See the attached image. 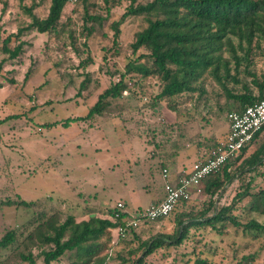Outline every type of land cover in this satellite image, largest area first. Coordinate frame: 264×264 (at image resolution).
<instances>
[{
    "label": "rangeland",
    "instance_id": "obj_1",
    "mask_svg": "<svg viewBox=\"0 0 264 264\" xmlns=\"http://www.w3.org/2000/svg\"><path fill=\"white\" fill-rule=\"evenodd\" d=\"M79 1H72L65 8L60 22L65 27L55 37L35 31L26 33L22 37L27 44L23 54L3 64L0 76V238L14 229L20 243L35 227L39 213L48 214L57 208L61 215L64 210L79 217L85 207L121 203V209L134 214L139 207H148L160 192L162 171L156 173V168L152 169L150 163L155 159L151 157L160 160V155L174 152L180 142L187 146L182 152L202 154L204 148L209 150L215 141L226 136V114L235 108L209 75L200 81L205 95L183 93L155 103L154 97L162 87L159 79L130 73L126 77L129 90L121 99L106 100L104 110L89 120L61 124L66 118L85 116L98 95L125 72L128 60L145 52L140 50L132 55L130 47L135 33L146 25L141 17L128 18L121 25L119 41L113 46L110 24L119 19L128 0H111L115 4L108 14L104 0H90L95 4L91 13L103 18L108 16L102 26L95 24L90 37L86 36L85 27L91 23H84ZM148 1L138 0L140 4ZM46 7L47 4L37 14L43 16ZM28 20L15 1L0 0V47L9 32L25 26ZM14 45L8 46L13 48ZM261 46L254 49L250 68L258 72L264 71V44ZM224 56L228 57V52ZM6 57L0 52V61ZM139 62L149 64L146 60ZM240 76L243 77V73ZM9 80L14 83L9 84ZM84 80L86 85L81 89ZM168 101L175 103L173 111ZM55 121L58 124L44 126ZM259 139L257 143L264 140V135ZM248 182L253 191L264 186V160L256 172L239 173L225 186L212 199L215 206L229 204ZM20 200L34 201L35 205L19 206ZM209 200L203 191L194 194L187 210H204ZM253 217L259 222L264 220L257 214ZM169 218L157 224L155 233L173 230ZM118 234L117 229L112 231L110 241L104 243L101 251L74 264H91L99 257L105 258L104 264H132L126 245L121 243L131 238L127 235L120 239ZM209 234L185 240L169 255L166 251L157 252L147 264H171L174 257L186 261L194 248L215 252L211 264L264 262V234L256 239L233 232L222 238L213 232ZM17 244L0 251V262L30 264L19 256L20 253L27 255L28 249ZM32 251L35 264H42L39 251ZM73 255L66 254L53 264H72ZM248 255H255V260H244Z\"/></svg>",
    "mask_w": 264,
    "mask_h": 264
},
{
    "label": "trees",
    "instance_id": "obj_2",
    "mask_svg": "<svg viewBox=\"0 0 264 264\" xmlns=\"http://www.w3.org/2000/svg\"><path fill=\"white\" fill-rule=\"evenodd\" d=\"M13 1L29 20L25 26L18 27L15 32H9L3 38L0 52L7 57L0 61V76L3 64L7 60L13 61L23 54L27 44L22 37L26 33L35 31L38 34L55 37L61 28L65 27V24L60 22L65 8L71 2L70 0ZM79 2L84 13V23H91V26L85 27L86 36L90 37L95 31V24L102 26L108 16L103 18L91 13L95 4L90 0ZM104 2L108 14L109 8L115 3L111 0ZM128 2L119 19L110 24L113 46L119 41L121 25L128 18L141 17L146 25L135 33L134 42L130 47L132 55L140 50L145 52L133 60H128L125 72L98 95L97 101L85 116L66 118L61 124L89 120L104 110L106 100L121 99L129 90L126 77L130 73L140 74L144 78L156 76L159 79L162 87L160 93L154 97L155 103L164 98L174 99L183 93L205 95L200 81L209 75L221 87L230 105L235 108L227 111L226 118L230 112H240L246 106L264 98V71L250 69L253 64L254 49H261V43L264 44V0H150L145 4H140L138 0H128ZM45 4H47L46 11L43 16H39L37 12ZM5 6L6 4L1 14L4 13ZM11 43H15L13 48L8 46ZM225 52H228V57L224 56ZM262 57L264 62V53ZM103 58L106 59L105 54ZM141 60H146L149 64H142L139 62ZM85 63L89 62L85 61ZM241 73L243 77L240 76ZM8 83L13 84L14 80H9ZM85 85L84 80L81 89H84ZM168 103V107L173 111L175 103L170 101ZM56 124L58 122L55 121L44 126L51 127ZM262 135L264 129L257 132L234 157L228 159L220 173L210 175L202 182V191L210 199L204 210L198 212L187 210L190 200H181L167 217L144 220L133 227L127 225L131 220V214L126 209H118L117 206L85 207L79 217L64 210L61 215L57 208L48 214L39 213L35 227L28 231L20 243L14 229L7 231L0 238V251L18 243L16 246L22 245L28 249L27 255L20 253L19 256L30 264H35L32 249L39 251L42 264L56 263L70 253L74 254L72 263L74 264L101 251L104 243L110 241L111 232L122 228L123 232L118 234L119 238L127 235V238H131L129 242L121 243L126 245L127 255L133 259L132 264H147L151 256L157 252L166 251L169 255L172 250L179 249L185 240L192 237L200 239L204 234L208 235L212 232L221 238L233 232L237 236L256 239L264 234V220L259 222L253 217V214L264 217V186L253 191L248 182L242 191L234 195L229 204L220 208L215 206L212 199L219 195L225 186L232 183L239 173H254L261 166L264 160V140L258 143L257 141ZM220 141H215L209 150L204 148L202 154L201 152L197 154L195 162L207 161ZM186 148V144L180 142L174 152L165 156L160 155L162 157L160 160L158 157H151L155 159L150 163L152 169L156 168V173L163 169L169 171L168 169L175 163L176 156ZM158 202L155 201L153 204ZM18 205L31 208L35 202L20 200ZM167 218L174 226L173 230L168 233H155L157 224ZM213 254L210 251L194 248L188 254L186 261L174 257L170 262L171 264H211ZM243 259L251 262L255 260V255H248ZM104 263V257L91 262V264Z\"/></svg>",
    "mask_w": 264,
    "mask_h": 264
},
{
    "label": "built area",
    "instance_id": "obj_3",
    "mask_svg": "<svg viewBox=\"0 0 264 264\" xmlns=\"http://www.w3.org/2000/svg\"><path fill=\"white\" fill-rule=\"evenodd\" d=\"M75 1V0H70ZM228 130L225 138L213 150L211 157L205 162H194L189 170L183 171L175 180L170 181L168 171L162 170L163 197L146 208H138L131 214L128 226L136 227L144 220H156L167 217L179 201H189L194 194L202 193V182L210 175L218 174L228 161L234 157L253 136L264 129V98L246 106L240 112H230L227 115ZM118 209L123 205L118 203ZM122 234L123 229H117ZM258 264H264L260 261Z\"/></svg>",
    "mask_w": 264,
    "mask_h": 264
},
{
    "label": "crops",
    "instance_id": "obj_4",
    "mask_svg": "<svg viewBox=\"0 0 264 264\" xmlns=\"http://www.w3.org/2000/svg\"><path fill=\"white\" fill-rule=\"evenodd\" d=\"M227 132V130H226ZM197 155L196 154H190V151L181 152L178 154L175 158V163L172 165V167L168 171V178L170 181H175L183 171L189 170L191 165L195 162ZM192 160V162L188 163L189 160ZM162 187L160 188V192L158 196H156L155 199L151 201V203L148 205L150 206L155 201H160L163 197V180H161ZM141 208V207H139Z\"/></svg>",
    "mask_w": 264,
    "mask_h": 264
}]
</instances>
